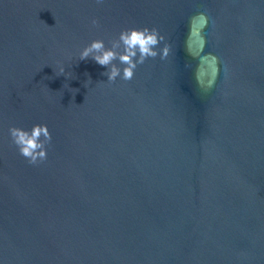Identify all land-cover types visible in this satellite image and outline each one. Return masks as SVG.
Returning <instances> with one entry per match:
<instances>
[{"label": "water", "instance_id": "obj_1", "mask_svg": "<svg viewBox=\"0 0 264 264\" xmlns=\"http://www.w3.org/2000/svg\"><path fill=\"white\" fill-rule=\"evenodd\" d=\"M131 28V79L79 58ZM0 264H264V0H0Z\"/></svg>", "mask_w": 264, "mask_h": 264}, {"label": "clouds", "instance_id": "obj_2", "mask_svg": "<svg viewBox=\"0 0 264 264\" xmlns=\"http://www.w3.org/2000/svg\"><path fill=\"white\" fill-rule=\"evenodd\" d=\"M96 23L95 20L92 21ZM163 40L156 30L148 28H131L122 30L111 46H106L101 39H95L79 51V58H91L100 65L107 66V81H114L117 77L129 80L134 74L138 63L146 57L157 55L156 45ZM168 48L165 45L160 50L161 58L166 56ZM114 61H118V66ZM59 72H64L60 66ZM10 139L17 151L28 163L37 164L47 158L45 143L50 141L51 135L46 124H35L30 129L20 126H10L8 129ZM42 137V139H41Z\"/></svg>", "mask_w": 264, "mask_h": 264}]
</instances>
